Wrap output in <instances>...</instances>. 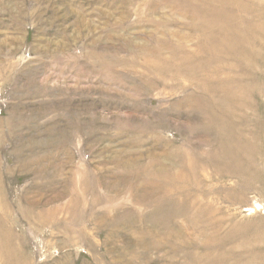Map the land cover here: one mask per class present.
<instances>
[{"label": "rangeland", "instance_id": "374dc122", "mask_svg": "<svg viewBox=\"0 0 264 264\" xmlns=\"http://www.w3.org/2000/svg\"><path fill=\"white\" fill-rule=\"evenodd\" d=\"M0 264H264V0H0Z\"/></svg>", "mask_w": 264, "mask_h": 264}]
</instances>
